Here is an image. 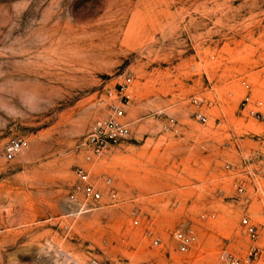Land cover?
Here are the masks:
<instances>
[{
  "label": "rangeland",
  "instance_id": "374dc122",
  "mask_svg": "<svg viewBox=\"0 0 264 264\" xmlns=\"http://www.w3.org/2000/svg\"><path fill=\"white\" fill-rule=\"evenodd\" d=\"M124 76L131 137L92 169L118 202L80 212L79 144ZM246 95L264 99V0H0V264H174L175 230L188 264L245 253L242 214L264 238V191L234 192L264 154Z\"/></svg>",
  "mask_w": 264,
  "mask_h": 264
},
{
  "label": "built area",
  "instance_id": "2783aa9c",
  "mask_svg": "<svg viewBox=\"0 0 264 264\" xmlns=\"http://www.w3.org/2000/svg\"><path fill=\"white\" fill-rule=\"evenodd\" d=\"M131 86L132 78L124 76L120 78L113 89L105 91V116L97 119L89 127L79 144L83 161L74 171L75 183L68 195V201L80 212L113 206L118 202V191L113 178L104 173L95 178L92 169L114 148L131 137L130 127L124 121L125 107L129 104ZM238 114L242 118L251 119L264 126V99H254L252 96L246 95L241 102ZM195 118L202 125L206 124V118L201 113H196ZM22 147L21 139L9 140L4 147V160L6 162L14 160L21 152ZM252 158L259 167L254 172L246 173L244 179L235 182L234 192L237 198L245 197L248 194V189H251L255 195L264 191V154L254 153ZM225 168L229 170V166ZM134 224L137 223L134 222ZM238 233L248 243L247 250L240 256L224 253L221 257L222 264H264L263 234L246 213L240 217ZM172 241L175 245L174 253L180 257L175 260L174 264H188L186 257L196 243L194 232L175 230L172 233ZM153 245L158 246L159 240L153 241ZM87 264L99 263L95 259H89Z\"/></svg>",
  "mask_w": 264,
  "mask_h": 264
}]
</instances>
